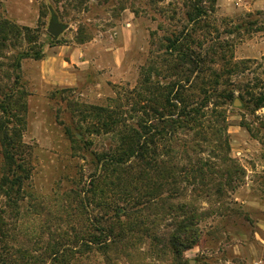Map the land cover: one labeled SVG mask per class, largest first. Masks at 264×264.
<instances>
[{
  "label": "rangeland",
  "instance_id": "obj_1",
  "mask_svg": "<svg viewBox=\"0 0 264 264\" xmlns=\"http://www.w3.org/2000/svg\"><path fill=\"white\" fill-rule=\"evenodd\" d=\"M223 1L224 7L218 0L204 2L206 8H212L204 19L208 26L204 27L200 21L194 36L201 45L195 42L190 47L195 50L213 49L216 53L221 50L232 52V62L249 60L237 73H223L217 80L212 79L215 82L204 84L212 93L211 101L224 100L217 97L222 91L233 93L218 109L225 116L227 152L235 166L226 176L220 171L224 165L215 161L220 166L216 167L219 172L212 173L211 179L226 183L222 193L193 196L192 204L207 211V216L199 224L198 240L180 248L181 258L176 260L170 245L166 247L165 256L155 258L160 236L168 237L174 232L173 215L151 216L153 224L145 221L140 227L135 225L127 241L128 250L123 242L118 245L119 253L114 251L109 255L100 249H86L80 239H85L88 232L93 231L94 224L113 222L111 224L118 229L117 220L124 221L125 213L120 209L114 212L103 207L94 208L91 204L83 214L71 216V213L79 211L76 209V197L67 193L71 188L88 185V174L92 170L89 151H85L82 145H87L89 150L101 149L109 140L98 134L84 133V138L87 141L92 139V143L89 145L80 141V146L72 149L62 121L71 124L73 132L77 131L74 128L79 125V117L67 108L65 98L104 104L108 97L115 96L120 87L134 86L140 67L146 64L147 58H154L156 51L162 49L158 46L162 42L164 27H168L167 33L171 32L173 27L168 25L174 24L182 14L183 2H134L133 6L138 9L137 15L134 14L136 43L124 54L119 66H115L113 50L124 40L119 16L121 2L0 0V14L19 25L28 26L32 36L37 38L35 43L29 44L23 39L16 41L12 48H8V53L34 46L43 53L42 58L56 51L67 58V46L78 43L80 37L90 39L81 44L92 42L89 49L85 48L92 66L88 71L78 73V84L73 87L43 79L39 71L42 58L28 56L21 61L19 81L29 93L22 139L30 147L33 168L30 178L23 184L24 197L17 202V208L7 206L1 230L4 233L2 242L26 246L28 251L25 260L22 258L21 261L20 255L15 253L10 258L13 261L9 260L7 264H264V107L254 109V104L243 90L245 85H252L254 77L264 80V8H252L250 0ZM156 7L166 11H155ZM173 10L180 13L173 15V21L165 20V26L161 23L162 27H158L159 22L168 19ZM52 14L65 24L57 36L48 32ZM229 30L233 33L228 34ZM226 43L228 46L224 45ZM219 66V61L212 65L214 68ZM199 83L200 78L191 88L197 96L202 95ZM259 88L254 91L258 92ZM52 93H55L53 97ZM186 162L179 160V164ZM2 163L0 149V169ZM235 169L237 174L234 176ZM190 189L188 187L185 193L186 200H189ZM182 197H172L170 201L176 204ZM69 203L72 210L65 214ZM138 209H142L141 206H135L133 212ZM47 244H62L60 246L66 249L67 254L53 261L52 254L46 253Z\"/></svg>",
  "mask_w": 264,
  "mask_h": 264
},
{
  "label": "trees",
  "instance_id": "obj_2",
  "mask_svg": "<svg viewBox=\"0 0 264 264\" xmlns=\"http://www.w3.org/2000/svg\"><path fill=\"white\" fill-rule=\"evenodd\" d=\"M117 1L121 2L120 11L130 8L137 15L134 2L156 4L161 0ZM180 1L184 8L182 14L174 24L168 25L173 27L171 32L167 33L168 27H164L162 42L158 46L162 49L156 51L154 58H147L146 64L140 67L134 86L120 87L115 96L108 97L104 104L83 103L70 97L64 99L67 108L80 120L75 132L71 124L61 120L72 149L80 146V141L92 143V139L87 141L84 138V133L98 134L109 140L101 149L89 150L87 145H82L85 151H89L92 170L88 174V185L71 188L67 193L76 197V209L79 211L71 213V216L83 214L91 204L94 208L103 207L114 212L120 209L125 213L124 221L117 220L118 229L111 224L113 222L94 224L93 231L88 232L85 239H80L86 249H100L109 255L114 251L119 253L118 245L123 242L128 250L127 241L135 225L140 227L145 221L153 224L151 216L173 215L174 232L168 237L160 236L155 258L165 256L166 247L170 245L173 257L178 260L181 258L179 249L198 240L199 224L207 216V211L192 204L193 196L222 193L226 183L211 179L212 173L219 172L216 167L220 166L215 161L224 165L220 171L226 176L235 166L227 152L225 116L218 109L233 93L222 91L217 97L224 100L211 101L212 93L204 84L212 83L223 73H237L249 60L232 62V52L221 50L216 53L213 49L195 50L190 47L195 42L201 45L194 36L200 21L204 27L208 26L204 19L212 8H206L204 2L214 3L216 0ZM154 9L160 13L166 11ZM178 12L173 10L168 19L159 22L158 27L163 23L165 26V20L173 21V15ZM31 32L28 26L19 25L0 14V149L3 162L0 169V264H7L15 253L20 255L21 261L22 258L25 260L28 251L26 246L2 242L4 233L1 226L7 206L17 208V202L24 197L23 184L30 178L33 168L30 147L22 139L29 93L19 81L20 67L22 59L28 56L40 59L43 53L34 46L8 53V48L18 40L35 43L37 38ZM227 33L233 32L229 30ZM86 40L90 39L80 37L78 43ZM224 45L228 46L227 43ZM219 47L222 48L221 43ZM217 61L220 66L212 67ZM199 78L202 85L199 93L202 95L197 96L191 88ZM251 84L245 85L243 90L257 110L264 107V80L254 77ZM255 88L259 91H254ZM180 159L187 162L179 164ZM233 174H237L236 169ZM188 187H191V193L186 200ZM177 196L184 197L173 204L170 199ZM138 205L142 209L133 212ZM70 206L69 203L65 214L71 212ZM60 245L45 246L46 253L52 254L51 260L67 254Z\"/></svg>",
  "mask_w": 264,
  "mask_h": 264
},
{
  "label": "crops",
  "instance_id": "obj_3",
  "mask_svg": "<svg viewBox=\"0 0 264 264\" xmlns=\"http://www.w3.org/2000/svg\"><path fill=\"white\" fill-rule=\"evenodd\" d=\"M252 8H264V0H250ZM222 7L224 1L218 0ZM121 34L123 42L113 50V62L119 66L124 54L132 49L136 43V17L128 8L120 12ZM91 41L81 44L73 43L68 45L66 52L67 58L60 55V52L46 55L40 60L39 71L43 79L61 86H76L78 84L79 72L88 71L91 68L92 61L88 58L87 49ZM89 49V48H88Z\"/></svg>",
  "mask_w": 264,
  "mask_h": 264
},
{
  "label": "water",
  "instance_id": "obj_4",
  "mask_svg": "<svg viewBox=\"0 0 264 264\" xmlns=\"http://www.w3.org/2000/svg\"><path fill=\"white\" fill-rule=\"evenodd\" d=\"M65 28V24L58 21V17L55 14H52L51 21L48 26V32L57 36L63 29Z\"/></svg>",
  "mask_w": 264,
  "mask_h": 264
}]
</instances>
